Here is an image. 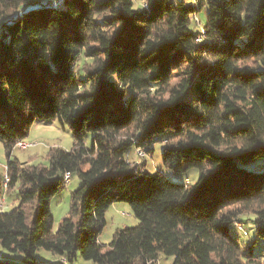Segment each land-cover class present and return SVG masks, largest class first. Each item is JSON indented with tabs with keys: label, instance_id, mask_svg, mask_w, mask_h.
<instances>
[{
	"label": "trees",
	"instance_id": "trees-1",
	"mask_svg": "<svg viewBox=\"0 0 264 264\" xmlns=\"http://www.w3.org/2000/svg\"><path fill=\"white\" fill-rule=\"evenodd\" d=\"M54 120L70 127L71 149H52L46 166L12 156L35 122ZM153 142L166 168L197 169V181L132 165ZM0 143L19 201L0 209V247L25 264L41 249L68 264H156L161 253L173 264H264L251 251L264 241V0H0ZM66 174L81 186L54 232ZM116 202L139 223L103 245ZM244 214L257 237L247 248L231 233Z\"/></svg>",
	"mask_w": 264,
	"mask_h": 264
},
{
	"label": "rangeland",
	"instance_id": "rangeland-1",
	"mask_svg": "<svg viewBox=\"0 0 264 264\" xmlns=\"http://www.w3.org/2000/svg\"><path fill=\"white\" fill-rule=\"evenodd\" d=\"M208 14V8L205 6L198 14L193 16V22L191 29L195 32L202 30L206 23ZM90 63L91 60H79L77 63L76 73L77 76H84L82 71L84 63ZM90 64H86L88 66ZM93 134L88 133L83 142L87 148H93ZM136 139V138H134ZM75 138L67 124H62L58 120L51 122H35L29 130V135L24 142L31 144L26 148L15 147L12 156L18 158L23 163H28L38 166H46L49 164V154L54 148L71 149L73 147ZM164 144L153 142L150 146L151 151L144 147L136 148L134 152L129 155V160L132 165L136 166L140 170H146L150 173H156L158 171L163 172L168 178L177 182L195 183L199 177L197 169H192L187 172L176 174L172 170L166 168L163 163L162 146ZM8 158L6 150L2 143H0V174L4 176L5 189L0 196V209L8 212L19 204L17 189L7 188V174L5 165ZM260 166V165H259ZM81 186V180L77 174H73L69 183L63 186L60 191L53 197L51 201V210L54 217L53 231L56 232L62 222V220L70 212V204L72 192ZM244 228L243 232H240L235 225L231 226V233L238 239V242L242 247L247 248L253 244L256 240V228H255V215L244 214L240 216ZM138 219L134 215L130 205L126 202H116L110 206L106 212V225L99 238V243L103 245H109L114 239V234L117 228L120 227H134L138 224ZM251 251L260 256L264 260V241L259 240L252 248ZM0 259L12 261L16 264H25L23 261V255L19 252H11L9 250L2 249L0 247ZM37 264H68L66 260H62L61 257L53 255L52 253L41 249L36 255ZM174 258L160 254L156 264H173ZM74 264H95L92 261L78 260Z\"/></svg>",
	"mask_w": 264,
	"mask_h": 264
},
{
	"label": "built area",
	"instance_id": "built-area-1",
	"mask_svg": "<svg viewBox=\"0 0 264 264\" xmlns=\"http://www.w3.org/2000/svg\"><path fill=\"white\" fill-rule=\"evenodd\" d=\"M28 146H31V144H28L27 142H24V141H19L16 145V147H20V148H26ZM70 179H71V176L69 174H66L65 175L66 184L69 183ZM238 228H239L240 232L244 231L242 224H238Z\"/></svg>",
	"mask_w": 264,
	"mask_h": 264
},
{
	"label": "crops",
	"instance_id": "crops-1",
	"mask_svg": "<svg viewBox=\"0 0 264 264\" xmlns=\"http://www.w3.org/2000/svg\"><path fill=\"white\" fill-rule=\"evenodd\" d=\"M63 260V259H62Z\"/></svg>",
	"mask_w": 264,
	"mask_h": 264
}]
</instances>
